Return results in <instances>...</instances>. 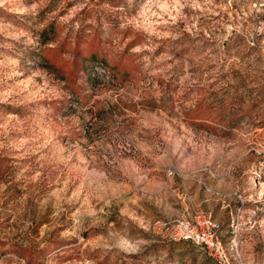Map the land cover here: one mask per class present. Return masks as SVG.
<instances>
[{"label": "rangeland", "instance_id": "1", "mask_svg": "<svg viewBox=\"0 0 264 264\" xmlns=\"http://www.w3.org/2000/svg\"><path fill=\"white\" fill-rule=\"evenodd\" d=\"M0 156L3 248L264 264V0H0Z\"/></svg>", "mask_w": 264, "mask_h": 264}, {"label": "trees", "instance_id": "2", "mask_svg": "<svg viewBox=\"0 0 264 264\" xmlns=\"http://www.w3.org/2000/svg\"><path fill=\"white\" fill-rule=\"evenodd\" d=\"M112 6H118L121 4L122 0H109ZM54 33L53 28L44 29L42 32L43 38L48 39L50 34ZM92 60H96V56H91ZM238 104L241 105L240 98L237 100ZM199 107V105H198ZM232 107V106H231ZM224 107L222 108L221 113L224 115L222 119H229V123L224 131H230L234 127V123L237 119L243 117L247 114V111H243L241 106L233 107ZM249 110V109H247ZM226 132L225 135L227 134ZM12 172H15V166L9 163L8 158L5 156H0V183H4L6 180L5 177ZM0 254H15L18 257L25 260V264H43L42 260L45 257L46 250L44 248H39L35 245H29L24 243H12L8 248H3V244L0 243ZM54 249H58L61 244H55Z\"/></svg>", "mask_w": 264, "mask_h": 264}]
</instances>
